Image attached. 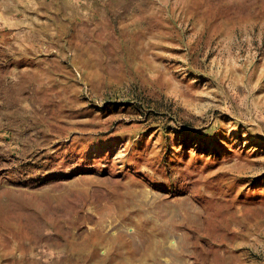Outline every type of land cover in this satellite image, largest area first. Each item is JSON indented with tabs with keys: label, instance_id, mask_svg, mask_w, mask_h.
<instances>
[{
	"label": "rangeland",
	"instance_id": "1",
	"mask_svg": "<svg viewBox=\"0 0 264 264\" xmlns=\"http://www.w3.org/2000/svg\"><path fill=\"white\" fill-rule=\"evenodd\" d=\"M0 264H264V0H0Z\"/></svg>",
	"mask_w": 264,
	"mask_h": 264
}]
</instances>
